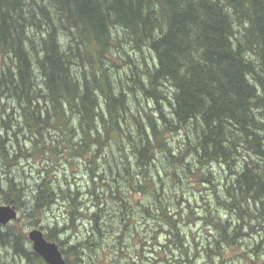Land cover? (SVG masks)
I'll list each match as a JSON object with an SVG mask.
<instances>
[{
    "label": "trees",
    "instance_id": "trees-1",
    "mask_svg": "<svg viewBox=\"0 0 264 264\" xmlns=\"http://www.w3.org/2000/svg\"><path fill=\"white\" fill-rule=\"evenodd\" d=\"M5 100L17 104L20 119L36 137L32 157L51 151L56 161L64 153L88 161L86 191L95 201L89 207L77 201L81 190H74V181L57 186L62 183L50 169L28 195L24 184L7 176L0 183L3 202L15 205L37 227L58 199L69 204L62 227L60 222L50 229L40 227L48 230L49 241L59 244L67 264H80L86 249L96 256L107 243L96 242L95 236L104 234L99 221L106 206L113 208L110 204L125 210L120 225L131 224L141 246L129 264H144L142 254L148 249L160 258H175L178 251L175 264H197L202 255L198 244L194 252L183 234V228L193 226H181L193 218L191 205L186 202L182 208L184 200L172 193L178 208L169 211L173 208L165 183L149 174L157 167L158 154L166 172L185 166L192 178L213 185L217 204L230 216L224 221L211 214L208 223L218 238L204 250V260L225 264L226 249L246 240V226L264 239V0H0V115L6 113ZM144 101L152 108L142 107ZM166 104L168 113L162 112ZM153 109L156 113H149ZM7 124L3 120L5 128ZM50 131L62 137L55 146L47 145ZM179 131L187 139L196 135L191 146L196 169L186 166L185 155H175L166 139ZM5 141L0 134V158L4 165L16 163L17 155L10 157ZM113 147L121 152L114 163L107 154ZM216 163L228 169L221 190L208 168ZM106 182L111 185L102 190ZM123 188L131 192L129 199L118 196ZM134 199L141 202L139 207ZM154 209L157 234L166 236L165 245L157 246L161 253L153 249L158 236L147 246L146 233L135 227L140 214L148 222ZM205 212L198 215L201 220L209 216ZM233 214L240 221L234 226ZM86 219L93 235L72 243L69 233L78 232L77 222ZM103 227L111 232L107 222ZM0 234V264H7L1 253L8 247L28 264H47L20 228L4 227ZM123 237L116 235L119 257L124 255L119 247ZM259 246L242 256L249 264L260 260L264 251ZM160 263L171 264L167 258L155 262Z\"/></svg>",
    "mask_w": 264,
    "mask_h": 264
},
{
    "label": "rangeland",
    "instance_id": "rangeland-1",
    "mask_svg": "<svg viewBox=\"0 0 264 264\" xmlns=\"http://www.w3.org/2000/svg\"><path fill=\"white\" fill-rule=\"evenodd\" d=\"M148 55V52H147ZM132 56L134 54L132 53ZM118 63H122L121 60H118ZM142 99V98H140ZM1 104H4L6 106L5 111L6 113L1 114L0 116L3 115V120L7 121V128L4 127L3 125V120L0 118V134L3 138L6 139L5 147L7 152L9 153L10 157H15L17 155V162L16 163H10L8 165L6 164V161L0 158V183L3 184L5 181L4 179L6 176L10 179H17L16 182L21 183V184H26L27 187V195L29 194V189L34 190L35 185L37 181L41 178L42 173L46 175V172L48 169L52 170L54 175L56 174L58 176V179L62 184L57 185L61 186L64 185V187H68V185H73V181L75 182L76 186L73 185L74 190L80 188L81 193L80 198L78 199V202L86 203V207L92 206L94 199L87 193L88 186L87 184L90 183L89 177L91 176L89 171H88V161L85 160L84 158H73L69 157L67 153L60 154V157L58 158V161L55 160L54 155L51 151L45 152L44 156H41L40 158L37 157H32L33 150H35V145L33 143V140H36V137L33 135V132L29 130L28 127L23 123V120L20 119V114L21 110L17 106L13 100H5ZM147 104V105H146ZM152 108L151 103L148 105L147 101L142 102V107L145 109L147 108ZM169 105L166 104L165 107L163 108L162 112H169L168 110ZM136 107H134V110ZM149 113H156L155 110H150ZM164 114V113H163ZM152 118H159L158 116H154L153 114ZM148 121V120H147ZM20 127V128H19ZM25 127V128H24ZM27 128V129H26ZM194 132L192 131V134ZM47 139V145H57V141L61 140L62 137L57 133L49 132L46 133ZM37 138H40L37 136ZM168 141H171L172 147L175 150V155H178L180 152H182V155H185V162L186 166L189 164L191 165V169H196L193 165L195 158L191 157V146L193 143L196 142V135L195 133L191 137V135H188V139L184 132L179 131L176 134L173 135H168L166 138ZM55 141V142H54ZM40 145V144H39ZM47 147V146H46ZM62 147L59 146V150ZM45 148L40 147V150H44ZM127 151V149H126ZM109 160L114 163V159H118L121 156V152L116 148L113 147L111 151H107ZM128 154V152H127ZM187 156V157H186ZM102 157V158H101ZM161 154H158L157 158V167L156 169L150 170V175L152 178L157 180L159 182V179H161L165 183V189L167 191V194L170 195V201H171V208L173 209H168L169 211H174L175 209L178 208L177 206V201L175 198H173L172 193H174L175 196L179 197L184 200V203H181L182 208L186 207V202L187 204L191 205V211H193L194 215L193 218L187 222V224L184 225V223H181L182 228L187 227V226H193L192 228H183V234L186 237V242L191 243L193 246V249L195 250L194 252H197L196 250V245L198 244V249L200 254H202L198 260L197 264H210L209 261H206L203 259V256H206V253L204 252L205 249H207L209 246L208 244H213L214 239L218 238V232L215 230L213 225H211L209 222L211 214L215 216H220L222 220L226 221L227 218L230 216L227 213V210L224 209L222 206H219L217 204V197L215 196V188L213 185L205 182L204 180L201 181L196 180L195 178H192V176L189 173H185V170H188L189 168L183 166L181 168H178L176 171L173 172H166V164L165 162L161 161ZM103 159V156H100V159L98 161V164L101 166V162ZM106 165V164H105ZM189 165V166H190ZM214 166L208 167L209 170L211 171L212 175L214 176V185L216 186L218 184L219 190L223 187L222 185L224 184V179L228 176L227 168L225 170H221L219 164H213ZM116 165L113 164L112 167H115ZM122 167V166H121ZM190 170V169H189ZM208 170V169H205ZM193 171V170H192ZM117 173V170H116ZM163 179H162V178ZM156 181V182H157ZM157 182V183H158ZM4 185V184H3ZM110 182H106L102 186L103 189H108V186H110ZM160 185V183H158ZM116 192V190H113ZM101 192V191H100ZM111 192H109L110 194ZM101 194V193H100ZM108 194V195H109ZM123 195L125 199H129L128 197H131V192L128 191V189L123 188L120 190L119 195ZM139 198V197H138ZM89 199V200H88ZM141 198H139L140 200ZM225 199V198H224ZM135 200V199H134ZM139 200H135L137 202L135 207H139L141 202ZM3 201L0 200V205H3ZM110 206H113L112 209L111 207L106 206V212L103 217L104 220H100L99 224L102 230L104 231V234L102 238L100 239V234L95 236V241L100 242L106 241L107 243L104 244L103 246L99 247L97 249V254L96 256L93 255V253H90L89 249H86L87 254L85 256V260L87 263H94V264H111L113 259L118 260V264H129L130 262V257H137L136 253L139 247L138 244V238L134 237L132 235L133 231L131 229V224H128V228L125 227V225H120V216L122 214L123 208L120 207V205L117 204H110ZM151 207V205H147ZM69 204L64 203L62 199H60V202L56 203L54 205L53 210L50 209L48 211H45L44 213V218L41 223L39 222V226L35 228H40L41 226L47 228L48 227H53L55 223L61 222L62 224L60 225L61 227L63 226V221L67 217V211H68ZM153 207V206H152ZM87 209V208H86ZM205 209H210L211 213H206ZM138 210V209H136ZM135 210V211H136ZM125 211V210H124ZM114 212H118L119 214L116 215ZM127 212V211H126ZM209 214L208 217L203 218L202 220L198 217L199 216H204ZM84 214H87L88 212L84 211ZM187 214V213H185ZM157 211L154 209L152 211V215L147 214V218H149L148 222H145L144 220L147 221V219L143 220V217L146 216V214H140L139 221L135 222V227L137 228V231L143 235L146 233L147 235V246H151L152 243H156V241H153L154 236H158L157 238V244L153 245V249L159 253L162 252L163 249L160 247H157L158 245H163L165 244L166 241V236L163 233L162 235L157 234V224L154 219H157ZM223 215V216H222ZM86 216V217H87ZM19 220L15 223H13L10 227H16L20 228L23 232L26 233L31 229L30 227V222H27V219L25 220L23 215L20 213L19 214ZM198 219V220H197ZM108 220V221H107ZM194 220V221H192ZM237 219L236 215H232V226H234V223L237 222L239 223L240 221ZM108 223V229L111 231L108 234V231L106 230L104 226V223ZM242 222V220H241ZM248 223V221H247ZM85 224L87 228L85 227ZM163 224V222H162ZM209 224V225H208ZM77 231L71 233V240L72 242H78V241H84L85 238L93 233H89L91 228L89 224V220H85L83 222L78 221L77 222ZM112 226V227H111ZM124 226V227H123ZM119 227H121L122 231H120ZM50 229V228H47ZM124 229L126 230L123 231ZM232 230V229H230ZM47 232L48 230H44ZM244 234H247L245 236L246 240L240 241L232 251L230 249H226V253L224 256H227L224 259L225 264H249V262L246 261V258L242 256H246L244 253L246 251H252V250H257L255 247L257 244H259V252L264 251V239L262 238V242L260 241V237L256 232L250 231V227L246 226L244 227V230L242 231ZM131 233V237L126 239L125 234ZM254 234V237L252 236ZM124 236L121 245L119 246L122 248V251H124L123 257L120 254L119 248L116 247L118 246V241L116 238V235ZM195 241H193L194 239ZM248 238V239H247ZM194 242V243H193ZM66 246V245H65ZM255 246V247H254ZM67 247V246H66ZM65 247V248H66ZM212 250H214V247H211ZM129 250H132L133 252H129ZM149 250V249H148ZM145 251L144 255L146 256L143 259L144 264H155V262H160V259L167 258L168 261H170L171 264L174 263V259H180L179 256L180 253L178 251L174 252V256L164 254L162 256L163 258L158 257L157 253L152 251L149 253V251ZM2 251H8L6 249H3ZM132 254V256H129V254ZM141 255V253H139ZM264 252L260 255V260L256 259V264H263L264 262V256H262ZM93 255V256H92ZM253 256V255H251ZM9 258V256H6ZM220 262V260L217 259V264ZM252 263V262H251ZM250 263V264H251ZM163 264V263H160Z\"/></svg>",
    "mask_w": 264,
    "mask_h": 264
},
{
    "label": "water",
    "instance_id": "water-1",
    "mask_svg": "<svg viewBox=\"0 0 264 264\" xmlns=\"http://www.w3.org/2000/svg\"><path fill=\"white\" fill-rule=\"evenodd\" d=\"M18 219L17 210L10 205H0V224L7 225ZM32 243L34 252L40 256L47 264H67L59 244L49 241L45 237V232L39 228H34L27 234Z\"/></svg>",
    "mask_w": 264,
    "mask_h": 264
},
{
    "label": "bare ground",
    "instance_id": "bare-ground-1",
    "mask_svg": "<svg viewBox=\"0 0 264 264\" xmlns=\"http://www.w3.org/2000/svg\"><path fill=\"white\" fill-rule=\"evenodd\" d=\"M127 50H129L128 48H126ZM132 49V48H131ZM135 52V51H134ZM139 52V51H138ZM25 128V127H24ZM27 129V128H26ZM44 134V133H43ZM47 136V135H46ZM55 142V141H54ZM3 144V143H2ZM5 145H6V143H5ZM59 146V145H58ZM76 147V146H75ZM104 147V146H103ZM108 148V147H107ZM45 150V149H44ZM46 152V151H45ZM76 152H78V151H76ZM30 156H31V154H30ZM75 156V155H74ZM105 172V171H104ZM101 173V172H100ZM91 175V174H90ZM41 179V178H40ZM39 179V180H40ZM60 179V178H59ZM15 182L17 181V179H13ZM110 180V179H109ZM17 184H18V182H16ZM39 183V181H37V183L36 184H38ZM25 186H26V184H25ZM36 186V185H35ZM80 198V195H78V199ZM61 199V198H60ZM60 199H58L57 200V202H55V203H53L51 206H54V205H56V203H58V202H60ZM78 199H77V201H78ZM0 200H2L3 201V199H2V197H0ZM64 202V201H63ZM29 203V202H28ZM28 210V209H27ZM26 210V211H27ZM228 210H229V208H228ZM46 211H48L47 209H46ZM68 211H70L71 212V209L68 207ZM68 211H67V213H68ZM45 212V211H44ZM241 213V212H240ZM43 218L44 217H42L41 219H40V221L41 220H43ZM79 219V218H78ZM39 221V222H40ZM65 221H63V225L65 224L64 223ZM61 223V222H60ZM67 223V222H66ZM34 226H36V225H32V224H30V227H31V229L30 230H32L33 228H35ZM38 226H39V224H38ZM37 227V226H36ZM1 228H4V227H2L1 226ZM0 228V229H1ZM48 228V227H47ZM29 230V231H30ZM2 231V230H1ZM6 231V230H5ZM29 231L27 232V234L29 233ZM9 232V231H8ZM11 232V231H10ZM63 232V231H62ZM71 233L72 232H70L69 233V235H70V237L72 238V236H71ZM76 233V232H75ZM1 235V234H0ZM160 235H162L161 233H160ZM16 238V237H15ZM72 241V240H71ZM72 243H75L74 241L72 242ZM87 243V242H86ZM92 244V243H91ZM165 244H163V246H164ZM2 248L3 247H5V246H1ZM14 249V248H13ZM12 248L10 249V247H8V251H3L2 253H1V260L3 261V262H5V263H7V264H28L27 263V261H24V259L23 258H21L20 256H23V255H20V256H18L15 252H14V250H13ZM21 250V249H20ZM82 251V250H81ZM18 252V251H17ZM82 255V254H81ZM6 256H9V258L8 257H6ZM38 262V261H37ZM89 264V263H87L86 262V260L84 259L80 264ZM41 264V263H40Z\"/></svg>",
    "mask_w": 264,
    "mask_h": 264
},
{
    "label": "flooded vegetation",
    "instance_id": "flooded-vegetation-1",
    "mask_svg": "<svg viewBox=\"0 0 264 264\" xmlns=\"http://www.w3.org/2000/svg\"><path fill=\"white\" fill-rule=\"evenodd\" d=\"M3 203H4L3 205H10V206L14 207V208L17 210L18 215L21 213V211H20L15 205H13V204H8V203H5V202H3ZM19 219H20V218H18L17 220H15V221H13V222L8 223L7 225H1V224H0V226H2V227H10L13 223L17 222Z\"/></svg>",
    "mask_w": 264,
    "mask_h": 264
}]
</instances>
